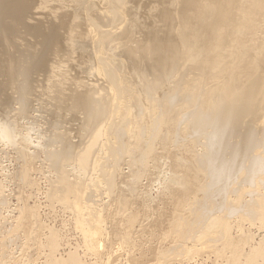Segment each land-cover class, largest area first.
Here are the masks:
<instances>
[{"label":"bare ground","instance_id":"6f19581e","mask_svg":"<svg viewBox=\"0 0 264 264\" xmlns=\"http://www.w3.org/2000/svg\"><path fill=\"white\" fill-rule=\"evenodd\" d=\"M42 72L81 128L47 139L44 209L67 211L80 242L65 248L41 206L15 201L11 223L0 209V264H19L7 242L39 235L42 264H264V0H0L2 125L14 129L34 90L24 78ZM25 167L12 177L32 190Z\"/></svg>","mask_w":264,"mask_h":264},{"label":"rangeland","instance_id":"374dc122","mask_svg":"<svg viewBox=\"0 0 264 264\" xmlns=\"http://www.w3.org/2000/svg\"><path fill=\"white\" fill-rule=\"evenodd\" d=\"M33 62H35V61H33ZM51 76V74L50 75H46V73H44V72H42L40 75H37V76H35L34 78H32V77H30L29 76V78L27 79V76L24 78L25 79V81H23V83L22 84H24V85H26L27 83H29L30 81H32L31 82V84L34 86V90H33V92L27 97V99H28V103H27V109L25 110V111H18L17 113H16V111H14L15 112V115H14V119H13V121L15 120V121H17V122H15L14 121V124H15V126H14V129H8L7 127H5L4 125H2L1 123H2V120L0 119V138H3L2 136H6V135H8L9 133H10V136H18L17 138H19L22 134H28V140H29V142H31V143H29L28 142V144H25V143H23V141H20V142H18V141H15V143L16 144H21V145H23V146H21V145H16L15 146V144L13 145V146H11V144L8 142V141H6L7 142V144L8 145H6L5 143L3 144V142H1L0 141V183L2 184V186H4V190H5V198H6V202L8 203H6L5 201H2V202H5L6 203V205H5V203H2V202H0V205H2V204H4L3 206H1L0 207V209H2V210H0V211H2V216H7V218H6V220H10V222H8V223H11L12 221H14L13 220V218L15 219V216L17 215V213L19 212V209H16L15 208V204H16V206H18L19 205V207L20 206H22L23 205V203H26V201H28L27 202V204L28 205H36V204H38V206L37 207H40L41 206V208H38V210L40 211L39 212V219L40 220H42V223L44 222V224L45 225H48V226H54L56 229H58V230H60V228H61V237H63V233H64V238H62V243H63V246L65 247V245H67L69 242V244H68V246H74V244H76V243H78V242H80V237H79V235H78V233H77V231H75L76 229H75V226H74V223H73V221H71L70 220V214H68V212L66 211L65 212V210L63 209V208H61V207H59V206H57V205H55V207H51V205H50V207L48 208L49 210H47V207H45L46 209H44V206H46L47 205V202H44V201H46V199H45V196H44V194H43V192H44V190H45V186H46V184H47V182H48V180L53 176V174H51L52 173V171L50 170H48V168L46 169H44V167H49V166H46L47 165V163H45L44 162V159H43V154H44V152L46 151V149L47 148H49L50 146H51V144L50 143H48V138L49 137H51V138H55V146H58V143H57V141L60 143V136L62 135V136H64V137H66V138H69V139H71V140H73V141H75L76 140V138H77V136H78V132L81 130V128L79 127V125H78V122H77V120L67 111V109H65L64 107H62V109H58V108H56L55 106H54V104H53V100L51 99L52 97H51V89L50 88H57V82H59L60 81V77L59 78H52V77H50ZM94 81V80H93ZM11 93V92H10ZM10 93H8V94H10ZM13 96H15V94L13 93L12 94ZM0 97H1V95H0ZM17 106H19L18 105V103L16 102V101H12V103H11V105H10V108L12 107L13 109L15 108V107H17ZM10 108H9V110H10ZM11 108V109H12ZM1 115H5V113L3 114L2 112H1ZM17 123V124H16ZM4 139V138H3ZM29 144H36V154L38 155V156H36L37 158H34V160L33 159H30L29 161H30V163L33 165L34 163H36V164H34L33 166H32V168H30L31 166V164L29 163V161H27L29 158H27L26 156L27 155H25V153L26 154H30L31 153V150H33V145H29ZM3 145V146H2ZM4 145H5V148H4ZM29 145V146H28ZM15 147V148H14ZM21 147H23V148H21ZM24 147H25V149H26V151H25V149H24ZM26 147H28V149L26 148ZM1 148H3V150L1 149ZM9 148V149H8ZM21 149V151H20V149ZM15 149H17V150H15ZM22 149L25 151V153L22 155V154H16L18 151H20V152H18V153H21L22 152ZM11 150V151H10ZM27 150L29 151L28 153H27ZM15 151V152H14ZM15 153V154H14ZM16 155V156H15ZM20 155V159L19 158H17L18 156ZM15 156V157H14ZM23 156V157H22ZM11 157V158H10ZM21 157L24 159H22L21 160ZM15 159H17V160H15ZM27 159V160H26ZM38 161H37V160ZM43 159V160H42ZM36 161V162H33V161ZM40 160H42L41 162H44L43 163V165H44V167H43V165H42V163L40 162ZM16 161H18V162H16ZM21 161H22V163L24 162V161H26V162H28V164L26 165L25 163L26 162H24L23 163V165H20L19 166V164L21 163ZM20 162V163H19ZM37 163H38V165L41 167V168H39V166L37 165ZM3 164V165H2ZM10 164H12V165H10ZM10 165V166H9ZM27 166L28 168H30V169H32L31 170V172H30V169H28L27 167H25V166ZM30 167H29V166ZM37 165V166H36ZM42 165V166H41ZM16 167H18L17 169H15ZM21 167V169L23 168V167H25V168H27L28 169V173H29V177H31V179H34L35 180V182H37L36 180H38V181H40V183L39 182H37V184L39 183V185H41V186H39V185H37L36 183H35V187H33L32 188V190L30 189V188H26V186H25V184L23 183V184H21V182H20V180H19V184H21L22 185V187L23 188H21L20 187V185L19 184H17L18 183V181H17V177H14V179H16V180H14L13 179V175H15V172L17 171V170H19V168ZM37 168V171H36V173H35V170H36V168ZM169 167V166H168ZM167 166L165 167L166 169H167V171L169 172V170H170V167L168 168ZM12 168V169H11ZM6 169V170H5ZM21 169H20V171H21ZM44 170H46V171H48L49 172V174H51V176L48 174V175H46L48 172H43ZM15 171V172H14ZM33 171V172H32ZM39 171H41L40 173L43 175V178H42V175L39 173ZM171 171V170H170ZM6 172V173H5ZM14 172V173H13ZM18 172L19 171H17V173H16V175L18 174ZM37 172L39 173V175L37 174ZM51 172V173H50ZM5 173V174H4ZM31 173V174H30ZM35 173V174H34ZM36 175H38V176H36ZM44 175H46V176H44ZM34 176V177H33ZM33 177V178H32ZM37 179H36V178ZM3 178V179H2ZM27 179H28V177H26ZM41 178V179H40ZM46 178V179H45ZM49 178V179H48ZM7 180V181H6ZM26 180V179H25ZM24 180V181H25ZM47 182H46V181ZM9 181V182H8ZM12 182V183H11ZM45 183V184H44ZM157 183V182H156ZM9 184V185H8ZM44 184V185H43ZM18 187H17V186ZM24 185V186H23ZM38 187H37V186ZM156 185V184H155ZM6 186V187H5ZM12 186V187H11ZM43 186V187H42ZM40 187H41V189H40ZM5 188H7V189H5ZM17 188H19V190H22V191H18V189ZM21 188V189H20ZM35 188V189H34ZM10 189V190H9ZM24 189H28V190H24ZM36 189L38 190H41L40 191V193H39V190L38 191H36ZM156 189V190H155ZM19 192H17V191ZM24 190V191H23ZM31 192H30V191ZM10 191H12V192H10ZM34 191H36V193L38 192L39 194H37V195H34ZM157 191V187L156 186H154L153 188H152V193L154 194L153 196H156L155 194H157V193H155ZM16 192V193H15ZM8 193V194H7ZM13 193H15L16 195H15V199H12V198H14V195H12ZM23 194V195H21V194ZM28 193H30L31 195L33 194L34 196H32L31 197V195L30 194H28ZM35 193V194H36ZM17 194L18 195H20V199H18L19 197L17 196ZM8 195H10L12 198H10V196L9 197H7ZM26 195V196H25ZM27 195H29V197L27 196ZM43 196V197H42ZM162 196V195H161ZM23 197H25V198H23ZM164 197H166V195H164ZM4 198V199H5ZM22 198V199H21ZM31 198V199H30ZM158 198V197H157ZM10 199H12V200H10ZM25 199H30V200H26L25 201ZM33 199V200H32ZM14 200V201H13ZM19 200L21 201V203H22V205H20L21 203L19 202ZM44 200V201H43ZM15 201H16V203H15ZM19 202V204H17L18 202ZM25 201V202H24ZM39 201V202H38ZM30 202V203H29ZM13 203V204H12ZM15 203V204H14ZM41 203V204H40ZM43 204V205H42ZM46 204V205H45ZM9 207H8V206ZM11 206H13V207H11ZM48 206V205H47ZM10 207H11V210H10ZM58 207L60 208V209H58ZM170 207V206H169ZM169 207H167V209L169 208ZM13 208H15L14 209V212H13ZM4 209L6 210V212H4ZM11 211H9V210ZM54 209V210H53ZM170 209V211H171V208H169ZM8 210V211H7ZM16 210H17V213H16ZM57 210V211H56ZM59 210H60V212H59ZM43 211V212H42ZM47 211V212H46ZM51 212H52V215H51ZM57 212V213H56ZM59 212V213H58ZM64 212V213H63ZM44 213V214H43ZM46 213V214H45ZM49 213V214H48ZM61 213V214H60ZM66 213V214H65ZM53 214H55L54 216H53ZM11 217H10V216ZM42 215V216H41ZM50 215V216H49ZM59 215H62V216H60L61 218H62V220L63 221H61V218L59 217ZM67 217H66V216ZM14 216V217H13ZM49 218H48V217ZM56 216H58V217H56ZM56 217V218H55ZM64 217V218H63ZM42 218V219H41ZM47 218V219H46ZM54 218H55V220H54ZM58 218H60L58 221H57V219ZM66 219H68V220H66ZM44 220V221H43ZM69 220H70V222H69ZM64 221H66L67 222V224L68 225H70V226H68L67 224H66V222H64ZM60 222V223H59ZM64 222V223H63ZM55 223V224H54ZM70 223H72V224H70ZM50 224V225H49ZM51 224H53V225H51ZM64 226H63V225ZM246 225V227L248 226L247 224H245ZM61 226H63V228L61 227ZM60 227V228H59ZM65 227H68V228H66V229H64ZM8 228H9V225L6 227V229H4V230H8ZM70 228H71V230H70ZM73 228V229H72ZM75 229V230H74ZM42 230V229H41ZM67 230V231H66ZM44 231L45 230H42V231H38L37 232V234L39 235V233L41 234V233H44ZM63 231V232H62ZM69 231H70V233H69ZM74 233V234H73ZM77 233V234H76ZM67 234V235H66ZM72 234V235H71ZM76 235V236H75ZM6 236V235H5ZM40 237L39 238H34V243L35 244H32V241L30 242V241H28L27 243H25V244H22L23 242L21 241V240H18V238H16V240L14 241V242H12V243H9V242H7L6 243V245H7V248L9 249V251L11 252V250H12V254L14 255V256H16L13 260H15V261H17L19 264H42V262H43V260H44V254L42 253V252H44V248H41V247H43V246H41V247H39L38 248V243L41 241L40 239H42V241H43V235H39ZM68 237H70V239L68 238ZM66 238V239H65ZM69 240H68V239ZM72 238V239H71ZM79 238V239H78ZM76 239H78V240H76ZM18 240V241H17ZM35 240H36V242H35ZM72 240V241H71ZM39 241V242H38ZM41 241V242H42ZM67 242L66 244L64 243V242ZM76 241V243H74ZM78 241V242H77ZM40 242V243H41ZM73 242V243H72ZM32 245H31V244ZM13 244V245H12ZM28 244V245H27ZM37 244V245H36ZM65 244V245H64ZM9 245V246H8ZM23 245V246H22ZM24 245H26V248H25V246ZM41 245V244H40ZM39 245V246H40ZM31 246V247H30ZM35 248H34V247ZM63 246H61L62 248H63ZM68 246H66V247H68ZM22 247L25 249H22ZM65 247V248H66ZM163 247V246H162ZM20 248V249H19ZM30 248V250L28 251V249ZM32 248V249H31ZM41 248V249H40ZM164 248V247H163ZM26 249H27V251H26ZM35 249V250H34ZM40 251H39V250ZM42 249H43V251H42ZM25 252H24V251ZM14 252V253H13ZM18 252V253H17ZM29 252H30V254H29ZM33 252H35V253H33ZM38 252V253H37ZM61 252V251H60ZM80 252V251H79ZM33 253V256L31 255ZM41 253V254H40ZM37 256H36V255ZM41 256H40V255ZM64 254V253H63ZM82 254V253H81ZM19 255H20V257H19ZM31 255V256H30ZM43 255V256H42ZM13 256V257H14ZM39 256V257H38ZM82 256H84V255H82ZM117 256H119V254L117 255ZM206 254H204V255H202V257H198V258H196L197 260H195V262H196V264L198 263V264H215L216 262H218V263H216V264H219V263H221L222 261H220V259H215V257L214 256H208L209 257V259H210V261H212V262H210L209 261V259L208 258H206ZM17 257L19 258V260L17 259ZM22 257V258H21ZM36 257V258H35ZM86 257H88V256H86ZM37 260H35V259ZM85 260H86V262H90V264L92 263V257L91 256H89V258H85V256L83 257ZM118 257H116L113 261H112V263L114 264H127V262L128 261H124V258H125V256L124 255H120L119 256V259H117ZM171 259H174L175 258V256H172V257H170ZM215 260H214V259ZM17 259V260H16ZM22 259V260H21ZM31 259V260H30ZM88 259V260H87ZM123 259V260H122ZM201 259V260H200ZM206 259H207V261H206ZM34 260V261H33ZM116 260H119V262L120 263H118V261L116 262ZM126 260V259H125ZM199 260V261H198ZM214 260V261H213ZM21 261V262H20ZM30 261H31V263H30ZM32 261L34 262V263H32ZM36 261V262H35ZM123 261V262H122ZM126 262V263H125ZM195 262L194 261H192L190 264H195ZM200 262V263H199ZM202 262V263H201ZM88 263H86V264H88ZM111 263V264H112ZM221 264H224L223 262L221 263Z\"/></svg>","mask_w":264,"mask_h":264}]
</instances>
